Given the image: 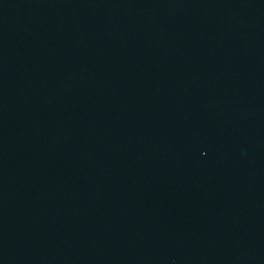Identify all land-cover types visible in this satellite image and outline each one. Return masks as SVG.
I'll return each instance as SVG.
<instances>
[{"label":"water","instance_id":"obj_1","mask_svg":"<svg viewBox=\"0 0 264 264\" xmlns=\"http://www.w3.org/2000/svg\"><path fill=\"white\" fill-rule=\"evenodd\" d=\"M0 264H264V0H0Z\"/></svg>","mask_w":264,"mask_h":264}]
</instances>
